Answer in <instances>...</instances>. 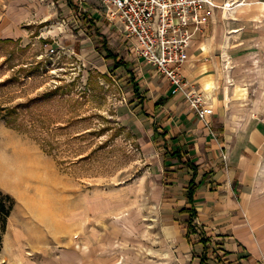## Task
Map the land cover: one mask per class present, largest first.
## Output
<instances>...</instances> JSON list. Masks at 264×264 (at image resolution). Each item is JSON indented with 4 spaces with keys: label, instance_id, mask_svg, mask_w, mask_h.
Masks as SVG:
<instances>
[{
    "label": "rangeland",
    "instance_id": "1",
    "mask_svg": "<svg viewBox=\"0 0 264 264\" xmlns=\"http://www.w3.org/2000/svg\"><path fill=\"white\" fill-rule=\"evenodd\" d=\"M103 10L0 0V189L15 203L0 264H190L166 241V198L121 122L145 61ZM81 32L98 52L88 60L67 45Z\"/></svg>",
    "mask_w": 264,
    "mask_h": 264
},
{
    "label": "crops",
    "instance_id": "2",
    "mask_svg": "<svg viewBox=\"0 0 264 264\" xmlns=\"http://www.w3.org/2000/svg\"><path fill=\"white\" fill-rule=\"evenodd\" d=\"M212 2L181 69L186 91L212 114L200 120L185 95H173L169 81L144 63L135 65L139 93L121 109V122L160 183L157 197L166 198L159 214L168 245L200 264L194 255L203 246L187 241L189 216L180 214L194 179L195 225L210 241L205 264H263L264 0ZM82 33L67 45L88 60L98 52Z\"/></svg>",
    "mask_w": 264,
    "mask_h": 264
},
{
    "label": "built area",
    "instance_id": "3",
    "mask_svg": "<svg viewBox=\"0 0 264 264\" xmlns=\"http://www.w3.org/2000/svg\"><path fill=\"white\" fill-rule=\"evenodd\" d=\"M98 1L106 19L121 24L123 35L134 44L135 56L169 81L173 95L184 94L192 110L205 121L212 109L200 95L186 91L181 69L189 59L195 35L205 24L206 7H216L212 0ZM49 51L55 53L54 48Z\"/></svg>",
    "mask_w": 264,
    "mask_h": 264
},
{
    "label": "trees",
    "instance_id": "4",
    "mask_svg": "<svg viewBox=\"0 0 264 264\" xmlns=\"http://www.w3.org/2000/svg\"><path fill=\"white\" fill-rule=\"evenodd\" d=\"M113 55H108V59H113ZM120 65L117 66V68H120L122 66V63H119ZM129 76L132 77L134 80L135 75L132 71H128ZM133 92L135 95L139 93L138 89V83H133ZM197 185L195 183V180L192 179L190 182L187 191H186V198L188 201L189 207L182 208L180 210V214H188L189 219L184 223V227L187 231L186 233V239L187 241L192 244H194V240H198L196 243L201 244L203 246L202 252L194 256L198 258L200 264H205L207 261L206 253L205 251L209 248V239L205 237L204 235L200 234L197 230V227L195 225V220L197 218V212L194 207V194L196 192ZM14 200L11 196L4 194L0 189V217H1V223H0V251L2 249V235L6 230V222L7 218L10 216L13 208H14Z\"/></svg>",
    "mask_w": 264,
    "mask_h": 264
}]
</instances>
